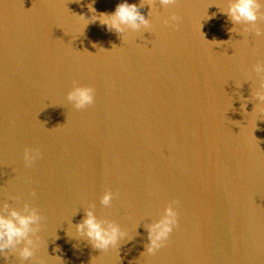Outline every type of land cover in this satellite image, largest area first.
<instances>
[{
	"label": "water",
	"instance_id": "obj_1",
	"mask_svg": "<svg viewBox=\"0 0 264 264\" xmlns=\"http://www.w3.org/2000/svg\"><path fill=\"white\" fill-rule=\"evenodd\" d=\"M122 2L0 0V206L44 216L34 258L0 264H264V114L241 109L261 51L229 32L227 0H157L151 16L139 9L151 29L124 37L77 16ZM172 13L179 28L162 23ZM74 82L95 88L92 105L67 101ZM25 148L40 150L32 167ZM172 200L179 227L141 254L145 225ZM91 204L132 240L107 252L82 240L75 224Z\"/></svg>",
	"mask_w": 264,
	"mask_h": 264
},
{
	"label": "clouds",
	"instance_id": "obj_2",
	"mask_svg": "<svg viewBox=\"0 0 264 264\" xmlns=\"http://www.w3.org/2000/svg\"><path fill=\"white\" fill-rule=\"evenodd\" d=\"M157 0H140V4H129L127 0L117 4L115 11L112 13H100L98 16L93 15L91 20L86 19L83 15H77L81 19L90 22L99 20L100 24L107 26L109 31L125 36L129 31L139 32L141 29L150 30L151 21L145 18L139 11L145 5L150 6L148 17L151 16L155 8ZM159 5L168 9L177 5L179 0H158ZM89 11L95 13V9L89 5ZM264 0H227L226 6L219 8V11L226 14L229 21L234 25L229 32L238 33L244 38L247 34H254L257 37L264 36V29L259 27L258 22H264ZM215 13L212 14V17ZM212 17L207 16V19ZM181 17L176 13H172L169 17L163 18L162 23L165 26H173L179 28ZM86 24V25H87ZM116 45H113V47ZM93 47H96L94 44ZM112 47V48H113ZM252 72L258 78V86L252 89L251 96L241 104V109H245L249 101L253 102L252 112L264 114V60H258L252 65ZM238 88L241 84L236 85ZM95 88L90 85L75 84L67 93V101L77 110H82L95 102ZM245 112L244 114H246ZM41 153L38 148H25L23 159L25 167H32L34 162L40 158ZM35 196V191L32 193ZM114 193L106 190L100 199L101 205L106 208L112 206ZM9 199H17L19 197H9ZM179 201L172 200L167 202L163 209V215L153 223L145 225L147 231L148 243L145 244V251L154 255L168 241L174 227H179L178 211L175 205ZM95 204L89 205L84 209L83 219L75 224V229L82 240L87 241L93 249L101 252H107L110 248L120 247L122 240L128 242L132 239L128 238L125 229L114 220L98 218L95 214ZM44 216L37 207L30 206L29 203H23L22 208L17 209L10 207L5 202L0 206V256L5 260L10 254H16L21 261L32 260L36 251L39 250L40 236L38 233L42 229V220ZM57 247L54 251H59ZM36 264H43L39 259Z\"/></svg>",
	"mask_w": 264,
	"mask_h": 264
}]
</instances>
